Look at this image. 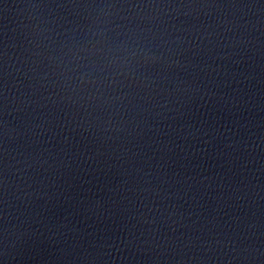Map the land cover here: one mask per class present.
<instances>
[{
	"label": "water",
	"instance_id": "obj_1",
	"mask_svg": "<svg viewBox=\"0 0 264 264\" xmlns=\"http://www.w3.org/2000/svg\"><path fill=\"white\" fill-rule=\"evenodd\" d=\"M0 203L264 220V0H0Z\"/></svg>",
	"mask_w": 264,
	"mask_h": 264
}]
</instances>
